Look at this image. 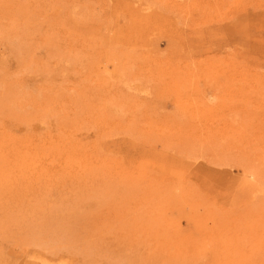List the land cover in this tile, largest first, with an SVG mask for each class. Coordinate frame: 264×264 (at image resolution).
<instances>
[{
  "label": "rangeland",
  "instance_id": "374dc122",
  "mask_svg": "<svg viewBox=\"0 0 264 264\" xmlns=\"http://www.w3.org/2000/svg\"><path fill=\"white\" fill-rule=\"evenodd\" d=\"M140 2L0 0V264H264V0Z\"/></svg>",
  "mask_w": 264,
  "mask_h": 264
},
{
  "label": "bare ground",
  "instance_id": "6f19581e",
  "mask_svg": "<svg viewBox=\"0 0 264 264\" xmlns=\"http://www.w3.org/2000/svg\"><path fill=\"white\" fill-rule=\"evenodd\" d=\"M131 3L135 6L136 9H138L139 12H150V7L143 8V4L140 2V0H131ZM129 89L135 92V94L147 93L148 91L138 85L131 86L130 84ZM243 185L244 187L248 188V192L253 196L252 198H258L256 196H261L260 198L264 199V188L259 185H256V182H254V180L250 178V175L244 179ZM24 264H66V260L63 257L48 258L44 255L35 253L29 256L28 260L25 261Z\"/></svg>",
  "mask_w": 264,
  "mask_h": 264
}]
</instances>
